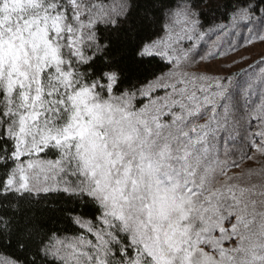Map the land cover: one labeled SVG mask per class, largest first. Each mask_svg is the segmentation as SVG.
I'll use <instances>...</instances> for the list:
<instances>
[{"label": "snow or ice", "instance_id": "snow-or-ice-1", "mask_svg": "<svg viewBox=\"0 0 264 264\" xmlns=\"http://www.w3.org/2000/svg\"><path fill=\"white\" fill-rule=\"evenodd\" d=\"M210 2L0 0V264H264V0Z\"/></svg>", "mask_w": 264, "mask_h": 264}, {"label": "trees", "instance_id": "trees-1", "mask_svg": "<svg viewBox=\"0 0 264 264\" xmlns=\"http://www.w3.org/2000/svg\"><path fill=\"white\" fill-rule=\"evenodd\" d=\"M219 3L221 5L225 4L228 2V0H212V2L210 3H205V5L203 6L204 7V11L205 12H212L214 11L215 12V15L217 17H222L223 16V13L221 10L217 9L216 8V3ZM208 19H211V16L208 17ZM226 22V20H224ZM51 158V157H49Z\"/></svg>", "mask_w": 264, "mask_h": 264}, {"label": "rangeland", "instance_id": "rangeland-1", "mask_svg": "<svg viewBox=\"0 0 264 264\" xmlns=\"http://www.w3.org/2000/svg\"><path fill=\"white\" fill-rule=\"evenodd\" d=\"M223 22H225V21H223ZM226 22H227V21H226ZM258 52H259V48H256V49L253 50L252 53H250V55H254L255 53H258ZM232 54L235 55V54H236L235 51H233ZM245 67H247V65H245Z\"/></svg>", "mask_w": 264, "mask_h": 264}]
</instances>
